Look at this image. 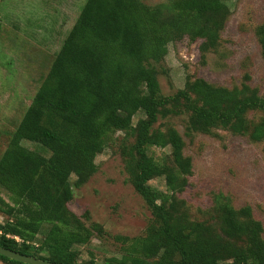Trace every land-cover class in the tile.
<instances>
[{
    "label": "trees",
    "instance_id": "trees-1",
    "mask_svg": "<svg viewBox=\"0 0 264 264\" xmlns=\"http://www.w3.org/2000/svg\"><path fill=\"white\" fill-rule=\"evenodd\" d=\"M228 1H86L0 158V215L8 217L0 222V246L57 264H264V226L250 206L219 202L202 220L178 207L192 160L175 128H156L161 118L186 114L190 131L224 128L264 139V118L251 127L247 117L264 113V98L248 87L230 90L196 79L175 97L161 92L158 65L169 46L188 38L202 40L204 53L217 47ZM257 36L264 55V24ZM139 112L145 118L134 126ZM120 131L134 138L131 146L122 141L120 150L152 219L142 236H116V254L82 260L80 248L105 231L97 223L87 226L68 204L74 187L97 172L96 156ZM151 147H170V159L157 161ZM159 177L166 178L168 192L150 184ZM0 261L24 264L2 255Z\"/></svg>",
    "mask_w": 264,
    "mask_h": 264
},
{
    "label": "rangeland",
    "instance_id": "rangeland-1",
    "mask_svg": "<svg viewBox=\"0 0 264 264\" xmlns=\"http://www.w3.org/2000/svg\"><path fill=\"white\" fill-rule=\"evenodd\" d=\"M87 0H0V158L13 132L20 124L36 93L47 78L53 61L75 25ZM149 6L167 0H142ZM226 23L217 47L202 52V40L188 38L169 46L159 69L162 95L175 97L188 82L204 79L227 89L248 87L264 98V55L257 29L264 24V0H229ZM251 127L264 118L261 111L247 114ZM145 118L134 117V126ZM188 115L160 119L156 128H175L183 137L184 154L192 160L193 174L185 190L177 194L178 207L188 209L193 219H207L214 206L227 202L236 208L250 206L254 217L264 226V139L255 141L250 134L239 135L230 129L209 132L190 131ZM134 144L122 131L95 158L97 172L82 187H74L68 207L87 226L97 223L105 231L95 233L93 241L80 248L81 259L92 256L102 260L119 251L114 238L142 236L152 213L135 191L125 169L120 146ZM23 144L49 156L41 146ZM158 161L170 159L171 148L151 147ZM73 175L72 182L76 180ZM167 191L165 177L150 183ZM3 196L6 198V192ZM8 220L0 215V222ZM91 253H94L92 255ZM0 264H3L0 261Z\"/></svg>",
    "mask_w": 264,
    "mask_h": 264
},
{
    "label": "water",
    "instance_id": "water-1",
    "mask_svg": "<svg viewBox=\"0 0 264 264\" xmlns=\"http://www.w3.org/2000/svg\"><path fill=\"white\" fill-rule=\"evenodd\" d=\"M0 255L24 264H57L50 261H44L28 255H24L0 246Z\"/></svg>",
    "mask_w": 264,
    "mask_h": 264
}]
</instances>
